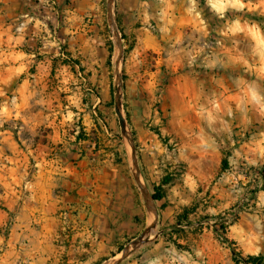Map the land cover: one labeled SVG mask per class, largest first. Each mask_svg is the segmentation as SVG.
Masks as SVG:
<instances>
[{"label": "rangeland", "instance_id": "1", "mask_svg": "<svg viewBox=\"0 0 264 264\" xmlns=\"http://www.w3.org/2000/svg\"><path fill=\"white\" fill-rule=\"evenodd\" d=\"M259 3L251 0L253 6ZM72 4L74 0H0V161L13 150H27L45 139V125L35 127V120L10 112L34 116V111L53 107L45 103L49 97L73 110L72 98L83 97L99 103L96 108L104 118L98 122L103 129L88 137L75 125L69 133L76 135V141L90 139L94 152H99L91 156L95 162L119 168L124 179L112 187L115 192L125 196L128 182L137 198L134 207L121 205L127 209L122 217L130 221L119 233L118 252L131 245L146 259L154 245L164 241L176 250L174 256L185 254L203 264H247L243 259L235 261L233 248L245 257L264 255V72L247 31L256 24L264 32V5L253 11L229 9L221 18L207 0L203 6L197 0L209 28V35L198 42L206 47L203 52L216 56H210L212 63L207 65L192 55L188 63L192 78L174 87L166 65H157L153 53H139V64L131 65L125 41L118 72L116 38L108 0H103L102 25L114 51L109 62L111 97L100 107L101 94L89 81L91 72L83 70L81 56L71 50L78 24L69 19ZM114 17L117 21L115 13ZM237 19L245 30L233 34L230 28ZM43 65H51L44 80L36 75ZM119 84L121 113L130 132L117 109ZM253 91L261 99L253 100ZM209 97L213 102L207 103ZM210 105L213 111H207ZM10 131L14 142L7 139ZM70 134V142L75 143ZM54 152L55 159L67 153ZM135 163L146 191L137 180ZM157 192L164 197L157 200ZM0 209L8 210L1 195ZM73 209L69 202L60 211L67 225L72 220L67 213L77 212ZM13 218L14 212L0 233H11ZM224 236L235 243L224 242ZM137 241L140 244L135 246Z\"/></svg>", "mask_w": 264, "mask_h": 264}, {"label": "crops", "instance_id": "2", "mask_svg": "<svg viewBox=\"0 0 264 264\" xmlns=\"http://www.w3.org/2000/svg\"><path fill=\"white\" fill-rule=\"evenodd\" d=\"M102 4L103 0H74L68 10L69 19L78 23L71 50L81 56L83 70L91 72L89 81L101 94L100 107L106 106L111 97L109 62L113 57L102 25L106 15ZM115 15L129 47L128 62L138 65L139 53H153L157 65L165 64L171 74V86L192 78L188 68L192 55L203 58L207 65L212 63L209 57L215 52L206 54V47L198 42L201 36L204 39L209 35V28L197 0L195 4L192 0H116ZM50 71L51 65H43L36 75L44 80ZM72 100L76 103L73 110L64 109L56 98L49 97L45 103L53 107L34 111V116L10 112L24 120H35V127L45 125L41 127L45 139L27 150H13L0 161V195L8 207L6 211L0 209V228L15 213L11 233H0V264H203L185 254L174 256L176 250L164 241L154 245L146 259L139 256V248L125 257L117 251L119 233L127 229L124 223L130 221L122 217L127 209L124 211L121 205L134 207L138 205L137 198L128 182L125 196L115 192L112 187L124 179L119 168L95 162L91 156L99 152H94L90 139L79 137L76 141V135L69 133L75 125L77 129L81 126L88 137L92 131L100 133L103 127L99 122L104 114L96 108L99 103H90L83 97ZM211 102L209 97L207 103ZM208 109L213 111V106ZM70 113L72 118L68 119ZM7 139L14 142L12 131ZM55 150L67 153L55 159ZM69 202L74 203L73 210L77 212L67 213L72 219L67 225L60 211ZM87 207L90 211H86Z\"/></svg>", "mask_w": 264, "mask_h": 264}, {"label": "clouds", "instance_id": "3", "mask_svg": "<svg viewBox=\"0 0 264 264\" xmlns=\"http://www.w3.org/2000/svg\"><path fill=\"white\" fill-rule=\"evenodd\" d=\"M192 3L195 4L196 0H192ZM208 5L210 6L211 10H213L217 15L223 18L224 14L229 9L235 10H243L246 7L249 11H253L256 8H259L261 5H264V0H260V3L253 6L251 4V0H248V3H245V0H207ZM199 16L200 14L197 13ZM201 23L203 21L201 20ZM244 27L241 26L239 19L233 22L230 31L235 34L236 32L244 31ZM248 34L256 43V50L260 55V71L264 72V32L261 31L260 27L256 24H252L247 28ZM252 99L258 100L261 99L258 97L256 92H252ZM4 111L7 112V108H4ZM72 118V114L70 113L68 119Z\"/></svg>", "mask_w": 264, "mask_h": 264}, {"label": "water", "instance_id": "4", "mask_svg": "<svg viewBox=\"0 0 264 264\" xmlns=\"http://www.w3.org/2000/svg\"><path fill=\"white\" fill-rule=\"evenodd\" d=\"M115 1L116 0H108V18H109L110 24L113 26V30H114V34H115V38H116V44H117V48H116V55H117L116 56V66H117V69H118V72H119L120 69H121V59H122L123 54H124V44H123V37L121 35L119 26H118L117 21H116V19L114 17ZM121 97H122V87H121V84H119V88H118V92H117V109H118V112H119L123 122H124V125L127 127V129L130 132V128L128 127V125H127V123L125 121V118L123 117V115L121 113ZM134 170H136L135 174H136V177H137V180H138L139 184L144 189V185H143V183L141 181V178H139V173H137L138 169H137L136 163L134 164ZM154 200H155V198L151 197V201L154 202ZM156 215H157V213H156ZM151 227H153V226H151ZM141 238H140V241L143 239V238L142 239ZM139 244H140L139 241L134 243L135 246H138ZM132 249H133L132 246L129 245L124 250H122V257H125L126 255H128L132 251Z\"/></svg>", "mask_w": 264, "mask_h": 264}, {"label": "trees", "instance_id": "5", "mask_svg": "<svg viewBox=\"0 0 264 264\" xmlns=\"http://www.w3.org/2000/svg\"><path fill=\"white\" fill-rule=\"evenodd\" d=\"M201 6H203L204 4H206V0H199ZM122 30V29H121ZM123 37L125 39V35L123 34ZM112 44V42H111ZM111 51V57L113 56V44L111 45L110 48ZM155 198L157 200H160L164 197V195L162 194V192H157L154 194ZM224 225V224H223ZM226 229V225L223 226ZM224 242H228L230 244H234L235 241L231 240L228 236H224ZM233 255H234V259L237 263H241L242 259L247 263V264H264V255H254V254H250L247 257L243 256L240 252H238L236 250V248H233Z\"/></svg>", "mask_w": 264, "mask_h": 264}, {"label": "built area", "instance_id": "6", "mask_svg": "<svg viewBox=\"0 0 264 264\" xmlns=\"http://www.w3.org/2000/svg\"><path fill=\"white\" fill-rule=\"evenodd\" d=\"M119 29H120L121 35H122V37H123V34H122V31H121V28H119ZM123 41H124V37H123Z\"/></svg>", "mask_w": 264, "mask_h": 264}]
</instances>
